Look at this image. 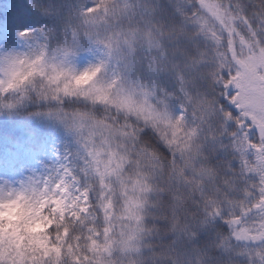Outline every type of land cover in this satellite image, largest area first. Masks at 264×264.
<instances>
[{
	"label": "snow or ice",
	"instance_id": "obj_1",
	"mask_svg": "<svg viewBox=\"0 0 264 264\" xmlns=\"http://www.w3.org/2000/svg\"><path fill=\"white\" fill-rule=\"evenodd\" d=\"M10 34L0 112L41 105L76 147L0 181L26 206L0 264H264V0H22Z\"/></svg>",
	"mask_w": 264,
	"mask_h": 264
},
{
	"label": "rangeland",
	"instance_id": "obj_2",
	"mask_svg": "<svg viewBox=\"0 0 264 264\" xmlns=\"http://www.w3.org/2000/svg\"><path fill=\"white\" fill-rule=\"evenodd\" d=\"M87 59L89 57L78 60V66H83ZM21 134L14 137L11 146L0 149V181L9 180L17 184L29 176L38 178L57 163L58 155L75 146L71 134L64 127L41 136H34L26 130ZM46 161L52 162V166Z\"/></svg>",
	"mask_w": 264,
	"mask_h": 264
},
{
	"label": "trees",
	"instance_id": "obj_3",
	"mask_svg": "<svg viewBox=\"0 0 264 264\" xmlns=\"http://www.w3.org/2000/svg\"><path fill=\"white\" fill-rule=\"evenodd\" d=\"M22 3V0H0V23L3 22L7 14L14 6ZM8 43L14 47H20L15 43L14 34H10L6 39L0 38V46ZM45 109L41 105L27 103L26 105L11 112H0V149L12 145V140L16 135H22L21 131H28L34 136H41L45 133L60 131L63 126L44 115L34 113L43 112ZM76 147V146H74ZM74 147H71L73 149ZM47 165L52 166V162L46 161ZM24 181V180H23ZM17 183L16 185H18Z\"/></svg>",
	"mask_w": 264,
	"mask_h": 264
},
{
	"label": "clouds",
	"instance_id": "obj_4",
	"mask_svg": "<svg viewBox=\"0 0 264 264\" xmlns=\"http://www.w3.org/2000/svg\"><path fill=\"white\" fill-rule=\"evenodd\" d=\"M27 69H24L19 73V75L16 76L15 80H13V83H19L21 77L24 75V71ZM98 75L97 72H91V73H85L81 75L77 83L83 86H89L91 81ZM11 114V113H9ZM26 211V206L24 205L23 201H16L11 203H5L3 205H0V217L4 219H8L13 216H21L24 215Z\"/></svg>",
	"mask_w": 264,
	"mask_h": 264
}]
</instances>
